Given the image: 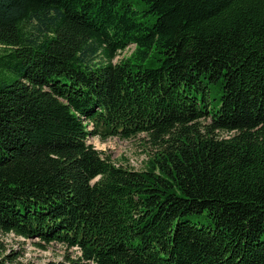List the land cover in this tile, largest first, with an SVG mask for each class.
<instances>
[{
    "label": "trees",
    "instance_id": "obj_1",
    "mask_svg": "<svg viewBox=\"0 0 264 264\" xmlns=\"http://www.w3.org/2000/svg\"><path fill=\"white\" fill-rule=\"evenodd\" d=\"M139 133L141 170L89 143ZM9 234L80 249L45 264H264V0H0Z\"/></svg>",
    "mask_w": 264,
    "mask_h": 264
},
{
    "label": "rangeland",
    "instance_id": "obj_2",
    "mask_svg": "<svg viewBox=\"0 0 264 264\" xmlns=\"http://www.w3.org/2000/svg\"><path fill=\"white\" fill-rule=\"evenodd\" d=\"M134 49L135 46L130 45L127 49L118 53L113 62L119 63L129 57ZM204 123L207 124L208 121H204ZM90 127L91 125L89 124ZM219 134L223 135L222 133ZM89 143L101 153L102 157H109L113 163L135 170L145 168L146 162L160 148L154 145L150 137L145 133H139L128 139L110 137L107 140H101L96 136H92L89 139ZM13 235H0V240L4 244L5 250L7 249L13 253V264L27 262L45 264L50 261L64 260L65 255L68 253L72 254V256L80 255L78 249L68 250L66 246L60 243L53 242L43 246L42 244L44 243L38 238L24 239Z\"/></svg>",
    "mask_w": 264,
    "mask_h": 264
},
{
    "label": "bare ground",
    "instance_id": "obj_3",
    "mask_svg": "<svg viewBox=\"0 0 264 264\" xmlns=\"http://www.w3.org/2000/svg\"><path fill=\"white\" fill-rule=\"evenodd\" d=\"M14 236V235H13Z\"/></svg>",
    "mask_w": 264,
    "mask_h": 264
}]
</instances>
